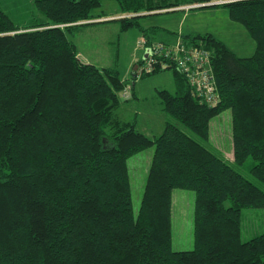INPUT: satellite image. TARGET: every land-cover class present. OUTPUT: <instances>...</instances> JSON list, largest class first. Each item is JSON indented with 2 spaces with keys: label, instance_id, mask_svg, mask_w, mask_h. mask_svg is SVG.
I'll return each mask as SVG.
<instances>
[{
  "label": "trees",
  "instance_id": "trees-1",
  "mask_svg": "<svg viewBox=\"0 0 264 264\" xmlns=\"http://www.w3.org/2000/svg\"><path fill=\"white\" fill-rule=\"evenodd\" d=\"M115 1L129 27L138 12L211 0ZM34 2L26 30L0 6V264H264V232L243 240L241 219L264 208V0L222 4L255 41L251 55L211 33L180 34L211 51L219 97L208 104L173 67L176 90L160 91L169 118L154 136L116 118L127 81L84 62L68 36L105 15L102 0ZM226 109L232 159L209 145ZM151 146L135 211L128 158ZM175 188L196 193L192 249L172 247Z\"/></svg>",
  "mask_w": 264,
  "mask_h": 264
},
{
  "label": "rangeland",
  "instance_id": "rangeland-1",
  "mask_svg": "<svg viewBox=\"0 0 264 264\" xmlns=\"http://www.w3.org/2000/svg\"><path fill=\"white\" fill-rule=\"evenodd\" d=\"M210 2L213 3L200 6ZM227 2L228 0L199 1L181 4L176 7L177 11L165 12L175 8L170 7L154 12H138L135 18L138 24L124 27L121 18L131 15L123 14L115 0H102L97 12L109 16L75 22L81 24L97 21L74 27L68 31V36L77 44L79 56L84 62L93 63L98 67L117 68L127 81V87L121 93V101L114 109L116 118L134 123L139 131L147 135H159L169 118L163 109L160 91L176 90L175 75L172 68L157 67L156 70L160 71H142L140 68L146 60V50L143 44H139L140 40L149 38L155 42L159 39L172 38L178 31L183 34L211 33L224 41L238 55H251L255 51V41L241 23L230 18L228 8L222 6ZM34 4V0H0V6L21 30L29 29L31 26L30 14L36 11ZM182 39L178 37L168 44L177 43ZM137 64L138 68L135 69ZM211 66L216 79L212 61ZM210 135L209 145L232 159L230 109L224 110L211 120ZM154 150L155 146H151L128 158L135 211L139 209L143 197ZM195 203V191L184 188L173 190L172 247L175 250L194 247ZM241 219L243 240L264 232L263 207H244Z\"/></svg>",
  "mask_w": 264,
  "mask_h": 264
},
{
  "label": "built area",
  "instance_id": "built-area-1",
  "mask_svg": "<svg viewBox=\"0 0 264 264\" xmlns=\"http://www.w3.org/2000/svg\"><path fill=\"white\" fill-rule=\"evenodd\" d=\"M191 7V6H190ZM139 44L149 50L141 70L152 72L156 68H178L187 77V82L195 93L212 105L217 102L219 94L216 79L211 66V51L184 39L168 44L162 41L149 43L147 39Z\"/></svg>",
  "mask_w": 264,
  "mask_h": 264
},
{
  "label": "crops",
  "instance_id": "crops-1",
  "mask_svg": "<svg viewBox=\"0 0 264 264\" xmlns=\"http://www.w3.org/2000/svg\"><path fill=\"white\" fill-rule=\"evenodd\" d=\"M180 34H182V33H179V31H178V32H175L173 34L172 38H165V39H159V40L166 41V42H172V41L176 40L178 37H181Z\"/></svg>",
  "mask_w": 264,
  "mask_h": 264
},
{
  "label": "water",
  "instance_id": "water-1",
  "mask_svg": "<svg viewBox=\"0 0 264 264\" xmlns=\"http://www.w3.org/2000/svg\"><path fill=\"white\" fill-rule=\"evenodd\" d=\"M212 3H213V2H210V3H204V4H201L200 6L210 5V4H212ZM148 53H149V50L146 51L145 56H147ZM136 68H138V64H137V66H135V69H136Z\"/></svg>",
  "mask_w": 264,
  "mask_h": 264
},
{
  "label": "clouds",
  "instance_id": "clouds-1",
  "mask_svg": "<svg viewBox=\"0 0 264 264\" xmlns=\"http://www.w3.org/2000/svg\"><path fill=\"white\" fill-rule=\"evenodd\" d=\"M188 9V8H187Z\"/></svg>",
  "mask_w": 264,
  "mask_h": 264
}]
</instances>
